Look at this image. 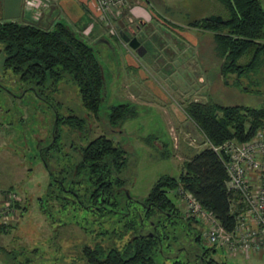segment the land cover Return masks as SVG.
I'll use <instances>...</instances> for the list:
<instances>
[{
	"label": "rangeland",
	"instance_id": "obj_1",
	"mask_svg": "<svg viewBox=\"0 0 264 264\" xmlns=\"http://www.w3.org/2000/svg\"><path fill=\"white\" fill-rule=\"evenodd\" d=\"M134 5L143 7L151 17L144 27L141 17L128 11ZM119 10L125 12L122 17L117 19L112 14L105 22L96 19L100 32L83 37L103 69L104 98L97 115L83 109L78 88L68 75L43 91L38 89V93L32 82H21L18 74L3 67L0 44V187L10 189L19 198L8 224L0 229V264H89L83 257V247L101 241L97 236L99 219L73 203L63 208L48 197L49 182L65 180L64 170L69 171L75 164V147L84 144L85 136L82 131L78 134L68 130L65 124L56 126L58 116L82 115L89 121V139L104 135L121 145L128 158L121 173L127 191L142 200L161 175H178L183 161L206 146L203 134L184 112L188 102L264 105V95L256 91L264 90V62L257 74H251V80H258L249 90L241 89L249 85L247 78L241 77L239 86L234 84L235 74H230L225 84L212 33H196L185 27L198 17L225 16L227 10L218 0H127ZM4 19L0 13V21ZM117 24H125L126 30L133 33L137 26L143 27L136 34L145 49L142 55L115 38ZM189 32L197 36V41L186 44L182 55ZM76 33L81 36L79 31ZM100 35L102 40L97 38ZM248 59L242 56L238 62ZM119 103L135 104L137 114L113 126L107 114ZM54 132L59 133L57 149L50 145ZM170 196L183 213L179 194ZM191 225L202 233L200 245L207 246L204 225ZM175 232V240L163 241L157 264H198L192 253V231L179 225ZM185 250L191 253L186 255ZM214 257L218 264H264L263 255L234 254L221 247H217Z\"/></svg>",
	"mask_w": 264,
	"mask_h": 264
},
{
	"label": "trees",
	"instance_id": "obj_2",
	"mask_svg": "<svg viewBox=\"0 0 264 264\" xmlns=\"http://www.w3.org/2000/svg\"><path fill=\"white\" fill-rule=\"evenodd\" d=\"M218 1L227 10L225 16L199 17L187 25L212 33L223 82L228 84L230 74H235L233 82L237 86L241 77L247 78L249 85L241 88L247 91L258 80H251V74H257L264 62V9L261 0ZM116 38L122 39L121 34ZM0 44L4 68L44 89L68 75L78 88L83 109L98 114L105 88L102 65L93 47L68 24L59 21L52 28H44L5 20L0 22ZM242 56H248V61L239 63ZM256 91L264 95V90ZM183 109L203 134L206 146L183 161L178 175H161L142 200L128 193L126 179L121 175L128 165L127 151L104 135L88 138L85 144L75 147L78 158L69 171L64 170L65 182H49L50 200L61 203L63 208L73 203L99 219L97 236L101 241L82 249L89 264H157L163 241L175 240L179 225L192 231L195 250L215 252L216 245H200L202 233L191 225L198 221L186 218L171 198L170 194L175 196L180 186L212 212L226 230L234 227L236 211L241 208L239 196L227 189L224 154L213 147L231 139L244 142L252 138L264 128V105L193 100ZM136 114L135 104L119 103L111 106L107 117L116 126ZM55 124H65L68 130L82 131L85 136L90 129L87 118L79 114L58 116ZM58 139L59 133L54 132L55 149ZM14 206L18 207V202ZM196 263L202 264L200 259Z\"/></svg>",
	"mask_w": 264,
	"mask_h": 264
},
{
	"label": "built area",
	"instance_id": "obj_3",
	"mask_svg": "<svg viewBox=\"0 0 264 264\" xmlns=\"http://www.w3.org/2000/svg\"><path fill=\"white\" fill-rule=\"evenodd\" d=\"M126 1L94 0V4L100 18L105 21L112 14L120 17L119 7ZM213 148L224 154L227 189L239 196L237 202L241 208L236 211L235 225L231 230H226L188 190L178 187L175 193L184 203L182 214L204 225L203 237L208 245H216L234 254L264 256V128L257 130L252 138L244 142L231 139ZM17 199L10 189L0 187V229L8 224Z\"/></svg>",
	"mask_w": 264,
	"mask_h": 264
},
{
	"label": "crops",
	"instance_id": "obj_4",
	"mask_svg": "<svg viewBox=\"0 0 264 264\" xmlns=\"http://www.w3.org/2000/svg\"><path fill=\"white\" fill-rule=\"evenodd\" d=\"M0 5V13L2 14V18H5L0 22L5 20H17L21 23H34L44 28H52L56 22L61 21L68 24L75 32L79 31L82 37L95 33L97 35V33L100 32L97 20L99 19L101 22L102 19L95 7L94 0H0ZM261 6L264 9V0H261ZM128 11L136 17H141L143 27L151 20V17L141 6H130ZM124 14L125 12L121 15L123 16ZM122 21L126 23L124 20ZM122 25L117 24L118 33H124L129 36H132V34L136 36L137 32L143 29V27L140 26L139 28L137 26L133 33L126 30L125 24ZM185 27L189 28L190 31L195 30L196 33L197 31H201L188 26L187 23ZM189 33V38L185 39L183 43L184 49L180 53L182 55L184 54L185 47H188L186 44H190L191 41H195L196 43L197 41V36L193 35L191 32ZM113 35L115 34L113 33ZM97 38L102 40V35L99 37L97 36ZM260 70L261 68L259 71ZM257 255L261 256V254Z\"/></svg>",
	"mask_w": 264,
	"mask_h": 264
},
{
	"label": "flooded vegetation",
	"instance_id": "obj_5",
	"mask_svg": "<svg viewBox=\"0 0 264 264\" xmlns=\"http://www.w3.org/2000/svg\"><path fill=\"white\" fill-rule=\"evenodd\" d=\"M132 36H135L134 34H132ZM131 36V37H132ZM19 80L23 83H26V81H23L22 79H20V76H19ZM34 84V83H33ZM36 88H33L35 92L38 93V89L43 91V87L41 86H37L36 84H34ZM33 85V86H34ZM29 87V86H28ZM31 87V86H30ZM6 91H8L9 93L11 92V89L10 88H6ZM11 94V93H10ZM88 122V126H89V121ZM56 125V124H55ZM90 128V126H89ZM85 130V129H84ZM75 132H77L78 134H80L81 132H79L78 130H74ZM53 137H54V134H53ZM88 136H84L83 137V141H84V144L86 143V141H88ZM54 139L51 141L50 145L51 147H53L54 145ZM52 157V156H51ZM45 162V168L48 170V165H47V162ZM49 172V175L51 176V172L48 170ZM196 244V242H195ZM189 253H191L189 250H185V254L188 255ZM193 255H194V258H195V262H196V259H200L201 263L202 264H218L216 258L214 257L215 255V252H210V251H206V250H194L192 251Z\"/></svg>",
	"mask_w": 264,
	"mask_h": 264
},
{
	"label": "water",
	"instance_id": "obj_6",
	"mask_svg": "<svg viewBox=\"0 0 264 264\" xmlns=\"http://www.w3.org/2000/svg\"><path fill=\"white\" fill-rule=\"evenodd\" d=\"M121 34V38L124 42H126L129 47H131L132 49H134L138 55H142L143 52L145 51L144 47L141 45L140 41L137 39L136 36H128L126 34Z\"/></svg>",
	"mask_w": 264,
	"mask_h": 264
}]
</instances>
